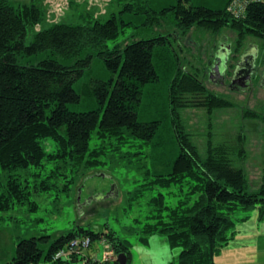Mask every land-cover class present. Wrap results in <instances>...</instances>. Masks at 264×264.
I'll return each mask as SVG.
<instances>
[{
    "label": "trees",
    "instance_id": "obj_1",
    "mask_svg": "<svg viewBox=\"0 0 264 264\" xmlns=\"http://www.w3.org/2000/svg\"><path fill=\"white\" fill-rule=\"evenodd\" d=\"M231 1L224 0L222 6L215 9L178 0L176 5L163 8L162 12L173 9L178 35L185 37L194 29L203 28L222 37L224 29L229 28L237 37L233 52H240L249 37L260 38L264 48V0L249 2L243 17H235L228 11ZM45 15L35 1L15 4L13 0H0L2 211L26 204L33 191H50L57 185L53 179H61V174L69 177V166L70 170L86 173L104 164L102 157L106 147L118 148L130 142L129 136L151 145L155 158L160 161L168 156L166 141L160 137L161 121L139 120L138 107L143 86L159 80L155 51L157 46L166 44L169 34L108 48L106 42L120 32L118 17L112 15L101 21L92 16L93 19L80 24L55 22L38 30L27 45L28 28L42 22ZM24 51L29 54L47 52L50 56L37 64H21L19 55ZM94 56L101 57L113 74L108 80L93 82L99 101L105 106L102 115L100 109L78 112L67 105L80 100L74 82L91 66ZM58 57L72 58L74 63L66 65ZM169 102L179 152L171 161L172 168L157 172L145 183V188L188 183L191 196L175 206L165 203L163 193L153 196L150 203L155 213L143 224L140 238L148 242V235L164 234L172 248L181 249L177 264H217L216 257L235 238L237 224L250 217L248 214L236 216V210L247 212L258 206L259 220H264V184L249 190L250 178L245 166L250 152L246 120L258 122L259 114L245 111L237 134L218 139L214 132V113L236 106L237 101L210 89L197 74L182 66L170 83ZM190 108L204 109L207 113L203 145L198 142L196 132L184 122L182 112ZM252 125L255 128V124ZM94 130L101 142L90 149ZM44 139H51L55 148L47 149ZM48 164H54L50 173L33 185L28 177L15 174L35 166L47 169ZM65 181L64 190L68 191L74 174ZM139 191L136 197L143 192ZM102 235L118 254H128L130 264L129 239L118 235L114 229L103 234L82 225L57 237L46 253L38 237L20 239L9 264H39L42 258L46 262L43 264H69L77 260L78 254L69 255L67 260H64L66 256L55 259L59 250L65 249L75 238L89 236L94 241Z\"/></svg>",
    "mask_w": 264,
    "mask_h": 264
},
{
    "label": "rangeland",
    "instance_id": "obj_2",
    "mask_svg": "<svg viewBox=\"0 0 264 264\" xmlns=\"http://www.w3.org/2000/svg\"><path fill=\"white\" fill-rule=\"evenodd\" d=\"M13 1L15 4L35 1L46 14L42 22L28 28L25 38L27 45L31 43L38 30L49 27L55 22L80 24L92 16L98 17L101 21H105L112 15L118 17L120 32L116 38L106 42L108 48L136 39L169 34L166 44L157 46L155 51V65L159 80L148 82L143 86L142 102L138 107L139 120L161 121L160 137L166 141L168 156L165 161H160L158 157L155 158V150H152L151 145L140 138L129 136L130 142L123 143L118 148L106 147L107 151L102 157L104 164L86 173L70 170L71 166H69L67 168L69 177L61 174V179H53L57 185L54 184L50 191H33L30 201L26 204L7 211L0 210V264L10 263L20 239L38 237L40 246L46 253L52 241L79 225L103 234L114 229L118 235L129 239L130 264H177L181 249L172 248L164 234L148 235V242H143L140 238L143 224L150 221L148 216L155 213L150 203L153 196L163 193L165 203L170 206H175L181 199L191 196L188 194L190 190L188 183L171 187L155 185L145 188V183L150 181L157 172L166 171L167 167L172 168L171 161L179 152L169 102V86L177 75L179 67L182 66L184 70L197 74L210 89L224 90L222 94L232 97L239 105L241 96L232 93L229 87L226 89L213 83L208 74L214 57L221 58L222 62L230 58L220 52V45L226 44L227 46L224 47L227 49L231 47L233 50L237 42L235 31L226 28L222 37H216L209 30L196 28L188 36L178 35L180 31L176 30L177 23L173 9L162 12L163 8L176 5L178 0ZM189 1L193 5L216 9L222 6L224 0ZM250 43H255L253 50L257 47L261 54H264L263 41L256 37H249L241 51L246 50ZM84 55L85 53L82 54ZM47 56H50L47 52L29 54L24 51L19 55L18 61L21 64H37ZM52 57L57 56L52 55ZM58 59L66 65L74 63L72 58L58 57ZM112 75L106 62L101 57L94 56L91 66L86 68L84 74L74 82L80 100L68 103V107L78 112L100 109L102 115L105 106L100 103L93 82L95 79L108 80ZM257 83H259L258 80L254 82L255 85ZM261 100L263 99H260V102ZM237 107L236 105L214 113V132L218 139L224 136L233 137L237 134L242 123V111ZM182 114L184 122L190 130L196 132L198 142L203 145L206 139V111L190 108L183 110ZM246 121L249 126L247 142L250 152L245 166L250 178L249 190H256L264 184V145L262 146L264 141L258 138L257 131L251 124L253 122ZM260 124L262 128L264 124L262 122ZM100 142L94 130L90 139V149L99 146ZM43 143L49 150L55 148L51 139H44ZM52 166L54 164H48L47 169L35 166L28 170H19L15 174L22 178L28 177L33 185L45 178ZM73 174L74 182L70 183V190L65 191V180ZM113 186L117 192L112 191ZM139 189L143 192L136 197L135 194L140 192ZM245 214L250 215L249 220L246 221L247 223L237 224L235 238L240 233L239 229L242 233L246 232V237L242 236L238 241L232 240L216 257V263L264 264V220L254 217L255 214L259 216V207L247 212L242 209L235 211V215L239 217ZM105 238L102 235L101 238L92 241L91 246L82 249L77 255V260L70 261L69 264H83V255L102 259L107 250L108 241ZM64 260H67V257ZM43 263H46L44 258L39 264Z\"/></svg>",
    "mask_w": 264,
    "mask_h": 264
},
{
    "label": "flooded vegetation",
    "instance_id": "obj_3",
    "mask_svg": "<svg viewBox=\"0 0 264 264\" xmlns=\"http://www.w3.org/2000/svg\"><path fill=\"white\" fill-rule=\"evenodd\" d=\"M254 45L255 43H250L246 50L240 51L239 53H234L233 50H229V48L224 50V48H226L224 46H227L224 44L222 46V51L228 57H230L227 59V61H221L220 63L221 69L223 71L224 68L226 69L224 75L219 76L217 75L218 73L215 74L216 72L211 73L212 69H214L216 66L215 63L218 64L216 57H214L213 62L210 63L211 65L209 66L208 74L213 83H216L223 88L229 87L232 93L241 96L239 105L237 102V108L242 111V116L244 115L245 111H255L257 114H259V121H252V124H255V130L257 131L258 138L264 141V126L262 128L260 127L261 122L264 124V54H261L260 49L257 47H255V51H252L254 49ZM228 50L229 53H227ZM232 57L235 60H232ZM257 80L259 83L255 85L254 82ZM220 91L217 92L220 94L225 92L221 88ZM260 99L263 100L260 102ZM263 145L264 143L262 146ZM112 191L117 192L115 186H113Z\"/></svg>",
    "mask_w": 264,
    "mask_h": 264
},
{
    "label": "built area",
    "instance_id": "obj_4",
    "mask_svg": "<svg viewBox=\"0 0 264 264\" xmlns=\"http://www.w3.org/2000/svg\"><path fill=\"white\" fill-rule=\"evenodd\" d=\"M251 1L260 0H232L228 5V11L235 17H243L246 14L247 5ZM91 244L92 240L89 236L75 238L65 249H61L57 252L55 259H60L65 256L68 257L74 253L79 254L82 249L90 247ZM106 247L107 250L102 259L83 255V264H119L118 253L115 251L114 246L107 242Z\"/></svg>",
    "mask_w": 264,
    "mask_h": 264
},
{
    "label": "water",
    "instance_id": "obj_5",
    "mask_svg": "<svg viewBox=\"0 0 264 264\" xmlns=\"http://www.w3.org/2000/svg\"><path fill=\"white\" fill-rule=\"evenodd\" d=\"M216 61H218V64L215 63L216 66H215L214 69H212L211 73H215L216 72L215 74L218 73L217 75L223 76L226 69L224 68V71L221 69V64L220 63H221L222 60H221V58H216ZM226 61H227V59H226ZM128 261H129V256H128L127 253L122 252V253L118 254V263L119 264H128Z\"/></svg>",
    "mask_w": 264,
    "mask_h": 264
},
{
    "label": "crops",
    "instance_id": "obj_6",
    "mask_svg": "<svg viewBox=\"0 0 264 264\" xmlns=\"http://www.w3.org/2000/svg\"><path fill=\"white\" fill-rule=\"evenodd\" d=\"M224 42H226V41L224 40ZM224 42H223V43H224ZM222 46H223V44L220 45V52H221V53H223V51H222V50H223V49H222ZM230 48H231V47H230ZM226 49H227V48H226ZM229 50H232V48L229 49ZM229 50H228L227 52H229ZM253 51H255V50H253ZM254 217H255V219H259L257 214H255ZM252 218H253V217H252ZM248 220H249V219H248ZM248 220H247V221H248ZM245 222H246V221H245ZM246 223H247V222H246ZM244 224H245V223H244ZM239 232H240V233L238 234V236H237L235 239H233L234 241H238V240L240 239V237H242V236L246 237V232H245V233H242L240 229H239ZM217 264H218V263H217Z\"/></svg>",
    "mask_w": 264,
    "mask_h": 264
},
{
    "label": "bare ground",
    "instance_id": "obj_7",
    "mask_svg": "<svg viewBox=\"0 0 264 264\" xmlns=\"http://www.w3.org/2000/svg\"><path fill=\"white\" fill-rule=\"evenodd\" d=\"M224 49H226V48H224ZM224 53V52H223ZM227 53H229V52H227ZM112 190H113V188H112Z\"/></svg>",
    "mask_w": 264,
    "mask_h": 264
}]
</instances>
